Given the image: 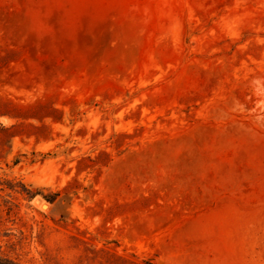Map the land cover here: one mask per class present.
I'll return each instance as SVG.
<instances>
[{
	"label": "rangeland",
	"instance_id": "rangeland-1",
	"mask_svg": "<svg viewBox=\"0 0 264 264\" xmlns=\"http://www.w3.org/2000/svg\"><path fill=\"white\" fill-rule=\"evenodd\" d=\"M0 258L264 264V0H0Z\"/></svg>",
	"mask_w": 264,
	"mask_h": 264
},
{
	"label": "trees",
	"instance_id": "trees-1",
	"mask_svg": "<svg viewBox=\"0 0 264 264\" xmlns=\"http://www.w3.org/2000/svg\"><path fill=\"white\" fill-rule=\"evenodd\" d=\"M0 264H15V263L10 261L9 259L0 258Z\"/></svg>",
	"mask_w": 264,
	"mask_h": 264
}]
</instances>
